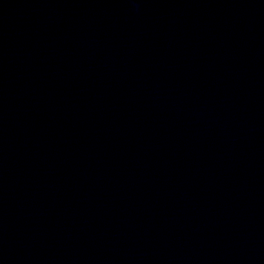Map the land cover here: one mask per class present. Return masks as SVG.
<instances>
[{
    "label": "water",
    "instance_id": "1",
    "mask_svg": "<svg viewBox=\"0 0 264 264\" xmlns=\"http://www.w3.org/2000/svg\"><path fill=\"white\" fill-rule=\"evenodd\" d=\"M0 264H264V0H0Z\"/></svg>",
    "mask_w": 264,
    "mask_h": 264
}]
</instances>
